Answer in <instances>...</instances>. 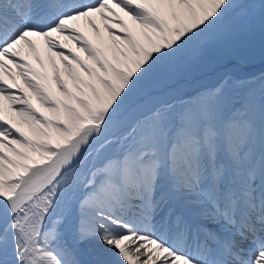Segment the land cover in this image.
Returning a JSON list of instances; mask_svg holds the SVG:
<instances>
[{"label": "snow or ice", "instance_id": "obj_1", "mask_svg": "<svg viewBox=\"0 0 264 264\" xmlns=\"http://www.w3.org/2000/svg\"><path fill=\"white\" fill-rule=\"evenodd\" d=\"M257 30L264 60V0H0V264H264V74L162 87Z\"/></svg>", "mask_w": 264, "mask_h": 264}, {"label": "rangeland", "instance_id": "obj_2", "mask_svg": "<svg viewBox=\"0 0 264 264\" xmlns=\"http://www.w3.org/2000/svg\"><path fill=\"white\" fill-rule=\"evenodd\" d=\"M260 49H261V40L258 30L251 37L242 35L233 42L231 54L228 56L226 60L221 58V53L218 51L210 53L204 56L202 59L195 62L190 67L175 73L173 78L169 80L167 84L173 83L180 79L192 80L197 76L205 74L206 72H212L215 71L216 69H224L234 64H249L252 62H256L261 58ZM261 74L244 81H252L254 78L259 77ZM225 79L226 77H224V79L220 84L224 83ZM232 79L235 81L233 77ZM256 85L258 86V84ZM228 86L233 87L234 94L237 91H239V93L242 92L241 90L242 88H240L239 84L233 85L232 81H229ZM197 91L199 90H194L186 94H195V92ZM144 94L146 93H141L139 98H141Z\"/></svg>", "mask_w": 264, "mask_h": 264}, {"label": "bare ground", "instance_id": "obj_3", "mask_svg": "<svg viewBox=\"0 0 264 264\" xmlns=\"http://www.w3.org/2000/svg\"><path fill=\"white\" fill-rule=\"evenodd\" d=\"M227 72L229 74H232L235 77L236 81H243L244 79H248L256 74L264 72V60H261L257 63L250 64L248 66L235 65L233 67L228 68ZM224 76L225 75L223 71H218L216 73H208L206 75L197 77L195 80H192V81L181 80L178 86L168 88L167 91L170 94L183 95L184 93L190 92L198 88L207 89V88L218 87L217 80H219L220 78ZM256 87L258 88L259 85L258 86L256 85ZM241 93L237 91L235 92V95H239ZM155 95L156 94L146 95L145 97H143V99L139 100V103L144 106H150L151 103L153 102V96Z\"/></svg>", "mask_w": 264, "mask_h": 264}]
</instances>
